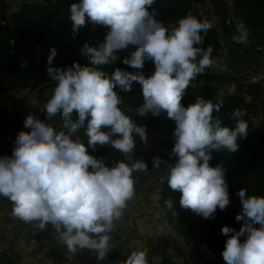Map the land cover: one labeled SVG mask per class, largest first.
I'll return each mask as SVG.
<instances>
[{"label": "clouds", "instance_id": "clouds-1", "mask_svg": "<svg viewBox=\"0 0 264 264\" xmlns=\"http://www.w3.org/2000/svg\"><path fill=\"white\" fill-rule=\"evenodd\" d=\"M155 0H81L70 6L73 31L78 32L87 21L108 29L98 47L85 43L81 54L89 63L74 62L67 69L55 67V47L47 58V74L55 87L41 111L49 120L58 114L62 128L53 126L29 114L16 137L12 155L0 157V196L12 204V215L36 232L51 225L55 239L71 254L82 249L95 251L104 260L116 246L113 232L122 220L129 202L135 197L134 173L147 171L143 160L131 164L118 161L106 166L103 158L88 154L80 137H72L85 129L88 145H110L125 156L135 149L133 134L147 144L144 126L137 125L120 107L122 98L114 90L117 86L130 91L133 82L142 86L143 103L135 112L143 117L149 113L159 116L166 112L175 122V144L170 155L178 157L169 165L166 179L173 191L181 193L180 205L204 219H214L217 209L230 205L226 168L223 163L210 166L212 152L235 153L238 139L248 134V123L243 119L246 110L236 108L230 118L235 126H224L213 113L223 107V101L213 103L198 97L185 107L182 99L186 90L212 66L213 48L198 47L204 43L212 27L205 18L197 19L188 12L178 22L166 26L149 9ZM229 26L233 21L225 20ZM249 31L241 21L236 22L235 44H246ZM130 45L136 50L123 63L138 71L131 73L116 68L111 74L99 66L119 59L118 51ZM199 57V59H198ZM146 61L154 63L152 75L141 71ZM27 62L22 61L21 67ZM78 119H73V113ZM165 163L153 158L159 169ZM242 211L237 221H244L239 231L228 226L222 234L228 236L222 252L225 264H264V195L237 193ZM165 212L173 210L171 198L164 201ZM259 225V227H256ZM232 235L229 236V234ZM241 237H245L241 241ZM123 264H148L146 250H134Z\"/></svg>", "mask_w": 264, "mask_h": 264}, {"label": "trees", "instance_id": "trees-1", "mask_svg": "<svg viewBox=\"0 0 264 264\" xmlns=\"http://www.w3.org/2000/svg\"><path fill=\"white\" fill-rule=\"evenodd\" d=\"M199 1L155 0L149 11L154 13L156 20L166 26L176 24L189 11L201 20L194 10L195 4ZM80 2L81 0H49L44 4L24 3L20 5L10 15L9 20H6L14 31L15 35L12 37L5 34V30L0 23V84L13 81L12 72H9V65L16 62V65L21 67L22 61L27 62V67L31 73L23 77L19 75L20 77L16 79L17 83L13 84L10 89L34 88L53 82L47 74V65L39 67L37 63L43 58H48L52 47L57 50L55 56L57 60L53 64L55 67L67 69L74 62L81 65L89 63L88 58L81 54L83 45L87 42L90 46L98 47L99 43L103 42L108 29L102 25H93L86 19V24L80 27L78 32H74L70 20V6L73 3ZM232 2L233 15L243 20L248 31L264 30V0H232ZM208 46L221 54L222 50L216 36L214 35L212 38L207 33L204 43L198 45V47L207 48ZM135 50L136 46L130 45L128 49L118 51L119 59L117 61L99 67L108 74H111L116 68L135 73L138 71L137 69L123 63V59L130 56L131 52ZM214 51L212 54H218ZM35 65H38V67H34ZM150 65H154V63L146 61L143 69L139 70L145 77H148L147 68ZM23 71L20 73H23ZM206 82H203L197 88L186 90L181 101L185 107L194 104L198 97L211 100L213 103L216 102L214 90ZM114 90L122 98L121 109L137 125L144 126L146 130L151 132L158 128L157 132L160 138L166 140L165 147L171 153L175 144L173 132L176 125L173 120L167 117L166 112H162L159 116H152L149 113L143 117L135 112V109L143 103L142 86L138 82H133L130 91L125 92L118 86ZM236 108L246 110L247 115L243 119L247 121L250 128L249 118L254 115L256 108L235 95H229L223 101L221 110L218 113L214 112L213 115L218 116L224 126L234 127L236 122L230 116ZM249 128L247 136L238 139L239 149L235 153L229 154L226 150L222 152L213 150L212 152V159L209 164L215 167L217 164L223 163L227 170L226 180L230 197V205L224 211L217 209L214 219H204L190 209L182 208L179 203L181 193L171 190L167 180L162 183L160 188L162 217L186 245L200 246L206 244L207 249L222 254L229 238L222 234V228L228 226L239 231L244 223V221H237L235 218L242 211V203L237 195L238 191L244 188L247 189L248 195H264V163L261 160L263 155L259 156L258 147L250 136ZM75 135L80 137L81 142L87 148L88 154L103 158L106 166L111 167L109 158L120 156L119 152L110 145L103 146L106 147L108 152L103 153L102 156L96 155L94 152L96 149L93 150L88 145L84 128L78 130ZM172 158L178 160V157L172 156ZM169 198L173 200V210L177 214L174 217L170 210L165 212L164 201ZM256 227H259V225H256ZM243 239L245 237H241V241ZM200 254L203 253L200 252Z\"/></svg>", "mask_w": 264, "mask_h": 264}, {"label": "crops", "instance_id": "crops-1", "mask_svg": "<svg viewBox=\"0 0 264 264\" xmlns=\"http://www.w3.org/2000/svg\"><path fill=\"white\" fill-rule=\"evenodd\" d=\"M45 1L0 0V23H5L24 3L44 4ZM209 2L216 14H221L220 25L223 33L227 30L232 37L236 22H243L241 18L233 15L232 0ZM229 18L233 21L231 26L225 23ZM226 38L230 40L227 36ZM230 44L232 47H229L226 56L219 59V62L215 61L209 73L197 77L213 83L226 81L228 84H224V88H228V95L254 103L258 110L256 116L261 141L264 135V76L258 87L251 85L249 79L253 74L264 72V34L249 31L246 44H235L232 41ZM29 98L0 96V132L7 134L14 143L20 131H30L24 127V121L29 114L53 126L46 112L41 111L39 102ZM11 155V150H6L3 156ZM147 188L149 186L140 185L136 180L135 197L129 202L122 220L117 222L113 232V243L116 246L104 260H98V254L87 248L71 254L65 245L55 239L56 234L50 224L44 230L36 232L30 224L15 218L12 215L11 202L0 196V264H123L134 250H146L148 264H182V260L183 264H193L187 260L191 254L189 247L179 237L176 238L175 232H172L162 217L159 196L154 198L155 195L150 194L152 191ZM193 260L196 264L203 262Z\"/></svg>", "mask_w": 264, "mask_h": 264}, {"label": "rangeland", "instance_id": "rangeland-1", "mask_svg": "<svg viewBox=\"0 0 264 264\" xmlns=\"http://www.w3.org/2000/svg\"><path fill=\"white\" fill-rule=\"evenodd\" d=\"M47 1H49V0H46L45 3ZM194 10H195L196 14L198 15V17L201 19V21H203L206 18L212 25V27L210 28V32H208V35H210L212 38L214 37V35L216 36V39L218 41V44H219L222 52H221V54H219L217 51L213 50L214 53H218V54H211V58L213 60V63L215 61L219 62L220 61L219 59L226 56V53L229 50V47H232L230 44L231 41L226 38V34H224L222 29H221V25H220L221 14L220 15L216 14L214 7L209 2V0L208 1L207 0H200L198 3L195 4ZM8 19L9 18H7V20ZM1 25L4 28L5 34L8 37H12L15 35L14 31L9 26L8 22H5V23L3 22V23H1ZM259 33L264 34V30L259 29ZM56 60L57 59L55 57L53 60V64ZM37 63L39 64V67H41L42 65L46 66L47 65V58H43L42 60L38 61ZM27 66L26 67H18L16 65V62L9 65V72L10 71L12 72V80L13 81H8L6 83L0 84V96L6 97V98L8 96L9 97L12 96V97H16V98L21 97V98H25V99L28 97H30L32 99L34 98L35 100H37V103L39 102L38 103L39 107H41V109H42L43 105L47 102V100L50 98V96L52 94V89L55 87L54 81L48 82L45 85H41V86L34 87V88L33 87H27V88L10 89L13 84L17 83L16 79L18 77H20V76L23 77V76L29 75L31 73V71L29 70V68ZM34 67H38V65H35ZM212 67H213V65L211 67L207 68L205 70V73H209V70H211ZM147 69H148L147 75L150 76L154 72L155 66L150 65ZM22 71H23V73H20ZM256 77H259V74L258 75L253 74L252 77L249 79V81H250L251 85L258 87L259 84L262 83L263 80H261L259 82V79H257ZM203 82H206V81L201 79L200 77H197L196 80L192 81V84L190 85L189 88H192V89L197 88L200 85H202ZM206 83H208L210 86H212V88L214 90V97H215L216 102L221 101V100L224 101L229 96L228 95V88L227 87L224 88V84H228L226 81H223L222 83H213V82H206ZM229 85H233V84H229ZM246 103L254 105V107L256 108V112L254 113V115L250 116V118H249V122H250L249 133H250L251 138L254 140L255 144L258 147L259 156L263 155L261 160H263V163H264V135H263V139L261 141H259V136H258L259 135V123L257 121V116H256L257 112H258L257 106L252 102H246ZM45 112H46V110H45ZM74 118H78V115L75 112L73 113V119ZM50 122L52 123L55 130H57V131L61 130L62 119H61V116L59 114L56 117L52 118L50 120ZM252 124H253V126H252ZM157 131H158V128H156L155 131H151V132L146 130L147 144H145L141 140L139 135L133 134L134 139H135V149H134L132 155L125 156L124 154L119 153L120 156L109 158V159L111 160L110 161L111 166H114V164L118 161H124L126 163L131 164L136 159L137 160H143L147 164V171L134 173L133 174L134 178L140 183V185H144L145 187L149 186V188H147V189H150L152 191V193L150 192V194L155 195L154 198L156 196H159V199H160V188L162 185V183L160 182V178L167 175L168 166L169 165L174 166L176 163V160H174L172 158V156L170 155V152L165 147V141L166 140L161 139L159 136V133ZM2 135L7 141L8 148L6 150H11V153H12L14 150L15 143L6 136L7 134H3L0 132V136H2ZM75 137H76V135H73L72 139L74 140ZM94 152L96 155L102 156L103 153H106L108 151H107L106 147L104 148L103 146L97 145L96 151H94ZM154 157H160L161 160L165 162V163L161 164L159 169L155 168L153 165V158ZM172 232L174 233L173 229H172ZM175 236L177 239H179L177 234ZM181 241H182V239H181ZM186 246L189 247V253H191V254H189L190 258L189 257L187 258L188 262L196 264L195 261L193 260V259H195V260L203 261L202 264H225V261L223 259L222 254H219V253H217L211 249L210 250L208 249V253L200 254L201 251H199V250H200L201 245L196 246L194 244H191V245L189 244ZM182 264H183V260H182Z\"/></svg>", "mask_w": 264, "mask_h": 264}, {"label": "built area", "instance_id": "built-area-1", "mask_svg": "<svg viewBox=\"0 0 264 264\" xmlns=\"http://www.w3.org/2000/svg\"><path fill=\"white\" fill-rule=\"evenodd\" d=\"M258 74H259V77H256V78L261 80L262 77L264 76V72H259V73H257V75ZM7 148H8L7 141L2 135V136H0V157H3L4 152L6 151ZM200 251H201V253H208V249L206 247V244L201 245Z\"/></svg>", "mask_w": 264, "mask_h": 264}, {"label": "water", "instance_id": "water-1", "mask_svg": "<svg viewBox=\"0 0 264 264\" xmlns=\"http://www.w3.org/2000/svg\"><path fill=\"white\" fill-rule=\"evenodd\" d=\"M224 31H225L226 36L231 40V36H230L229 32L227 30H224Z\"/></svg>", "mask_w": 264, "mask_h": 264}]
</instances>
